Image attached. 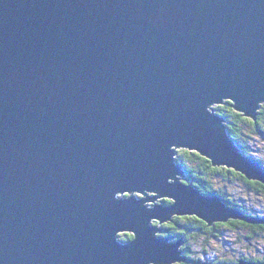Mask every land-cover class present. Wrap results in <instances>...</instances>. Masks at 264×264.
Masks as SVG:
<instances>
[{
    "label": "water",
    "instance_id": "95a60500",
    "mask_svg": "<svg viewBox=\"0 0 264 264\" xmlns=\"http://www.w3.org/2000/svg\"><path fill=\"white\" fill-rule=\"evenodd\" d=\"M228 101L264 105V0H0V264H173L155 221L264 222L177 162L264 183Z\"/></svg>",
    "mask_w": 264,
    "mask_h": 264
},
{
    "label": "trees",
    "instance_id": "16d2710c",
    "mask_svg": "<svg viewBox=\"0 0 264 264\" xmlns=\"http://www.w3.org/2000/svg\"><path fill=\"white\" fill-rule=\"evenodd\" d=\"M216 112L221 114L226 119L227 124V131L228 133L234 138L238 146L241 148V151L248 156L254 157L250 154L249 150L247 149L246 145L249 146L250 139L252 135H259L260 137H264V105L261 107L257 120H253L250 117H246L243 113H240L235 110L232 106L231 102H227L221 105H216ZM249 139V140H248ZM177 162L181 163L186 171V178L184 179L188 183H192L195 185L199 190H202L203 193L206 194H218L220 197L224 198L225 201L232 202V206L242 203L238 201L235 196H231L228 190L224 187L217 185L218 179L223 181H227L228 187L235 183L236 188H240L243 184L247 187L249 192L254 194L261 195L264 197V183L258 180H250L240 172H236L230 168H226L223 166H216L214 167L212 161L205 156H202L197 151L189 150V149H179L177 152ZM258 161H260L264 166V160L254 157ZM239 183V186H238ZM242 194V196H241ZM244 193H239L238 195L240 198L243 199ZM168 201V200H164ZM245 201V200H244ZM170 202V201H169ZM235 205V206H236ZM243 208L241 210L245 214V218H257V219H264V210L259 208V214H253L251 209L247 208L245 203H242ZM238 206V205H237ZM245 220V219H244ZM249 222V221H248ZM257 223H260L257 225ZM254 227H250V229L254 233H262L264 232V223L257 222ZM248 224V223H246ZM245 224V225H246ZM177 227H176V226ZM162 230L164 232L163 235H171L173 240L176 238L183 237L185 239H195L198 240L199 238H205L204 241L207 243L217 237H221L220 233L222 229H230L232 231H237L241 229L248 228L247 225L244 226L241 223L240 219H232L227 223H216L213 227H210L206 222L203 220H199L196 216H175L171 223L163 224ZM177 229H176V228ZM245 227V228H242ZM246 239L254 240L252 235H242ZM120 238L123 240L133 238L131 234H124L120 235ZM209 240V241H208ZM251 241V242H252ZM191 242V241H189ZM202 249L207 252V245L204 246L200 241L198 242ZM187 254V255H186ZM186 256H192V248L186 247ZM193 257V256H192ZM186 264V263H181ZM189 264H198V262H190Z\"/></svg>",
    "mask_w": 264,
    "mask_h": 264
},
{
    "label": "rangeland",
    "instance_id": "374dc122",
    "mask_svg": "<svg viewBox=\"0 0 264 264\" xmlns=\"http://www.w3.org/2000/svg\"><path fill=\"white\" fill-rule=\"evenodd\" d=\"M251 137L252 138H249L250 139V142H249L250 148L248 147V145H246L247 149L249 150L250 154L253 155L254 157H257V158L264 160V137H260L259 135H255V134L252 135ZM214 167H216V166L214 165ZM223 167L228 168L227 166H224V165H223ZM230 169L236 171L233 168H230ZM236 172H238V171H236ZM241 174H243V173H241ZM185 178H186V174H185V176H183V180ZM218 180L219 181H215V182H217V185L226 188L231 196L236 195L235 197L238 199V201L245 203L247 205V208L251 209L253 211V214H255V215L259 214L258 210L262 211L259 208L264 210V197H262L261 195H258V194L256 195L252 192H249L247 187L244 184L240 188H236L237 186H235V183L228 187L229 182L223 181L221 179H218ZM238 186H239V183H238ZM242 189L244 190V193H245V194H243V199L240 198L239 195L236 193V192H241ZM200 191L203 193L202 190H200ZM137 196L143 197L144 195L142 193H137ZM241 196H242V194H241ZM165 199L168 200L167 198L157 199L156 203H163V202L169 203V201H164ZM153 204H154L153 202H149V204H147V205L152 206ZM231 208H233V207H231ZM236 210H239V209L236 208ZM239 211L241 212V210H239ZM241 213L243 215H245L243 212H241ZM261 213H263V211ZM184 216H186V215H184ZM230 220H232V219H230ZM230 220H228V221H230ZM172 221H173V219H170L169 221H167L163 224L171 223ZM228 221H226V222H228ZM220 222H222V221H220ZM154 223H155V225H159V226L163 225L157 221H155ZM222 231L223 232H222L221 236L223 238V241L222 240L220 241L218 239H213L211 241L208 240L209 242L207 243V240H206V242L204 241L205 238H202V239L199 238L198 240H195L193 238L190 239L191 240L190 246L192 248V256L193 257L192 256L187 257L185 254H182V255L186 256V260H194V262H198V264H211L210 261L212 262L213 258H216L222 251L225 252V250H227V251L235 250L238 255L240 253H245L248 255L253 253L257 256H264V234L262 236L261 232L254 233L250 229V227H248L246 229L237 230V231H235V230L232 231L230 229H222ZM163 232H164V230H161L160 232H158V235L169 238L171 242L182 241V245L180 247V250L183 252V245H184L183 239L184 238L180 237V238H176L175 240H173V238H171V235H163L162 234ZM127 233L130 235L132 234L131 232H127ZM121 234L124 235L126 233L121 232ZM240 235H252L254 240L252 241L248 238L246 239L244 236H242V238L239 239ZM199 241L202 244H204V246L207 245L206 246L208 249L207 252H202V247L198 243ZM234 254H236V253L234 252ZM237 254L235 257H238ZM186 260L181 261V262H185ZM177 263H179V261L176 263H173V264H177ZM220 263H215V264H220Z\"/></svg>",
    "mask_w": 264,
    "mask_h": 264
},
{
    "label": "flooded vegetation",
    "instance_id": "af4514ba",
    "mask_svg": "<svg viewBox=\"0 0 264 264\" xmlns=\"http://www.w3.org/2000/svg\"><path fill=\"white\" fill-rule=\"evenodd\" d=\"M243 188V187H242ZM237 194H238V192H236ZM240 193V192H239ZM241 193H244V190L242 189L241 190ZM206 194V193H205ZM245 194V193H244ZM207 195H215V194H207ZM216 195H218V194H216ZM219 196V195H218ZM222 198V197H221ZM224 201H225V199L224 198H222ZM226 203H227V205L228 206H230V207H233V208H237V209H239V210H241V208H243V205H242V203H239L238 202V206L236 205V203H235V205H231L232 204V202H229V204H228V201H226ZM241 212H243L242 210H241ZM197 217V216H196ZM198 218V217H197ZM174 219V218H173ZM199 220H202V219H200V218H198ZM235 220V219H234ZM241 220V223L244 225V226H246L247 225V227H254L255 225H256V223H253V222H248V221H246V220H244V219H240ZM204 221V220H203ZM204 222H206L210 227H213L214 226V224H216L217 222H214L212 225H210L207 221H204ZM220 221H218V223H219ZM229 222V221H228ZM220 223H227V222H220ZM246 223H248V224H246ZM264 223V222H263ZM246 224V225H245ZM258 224H260V223H257V225ZM162 228V227H161ZM242 228H245V227H242ZM222 232L223 231H221V233H220V236H221V234H222ZM172 238V237H171ZM242 238V235H240V238L239 239H241ZM130 239V238H129ZM216 239H218V240H222L223 241V238H222V236L221 237H217ZM183 241H184V245H183V254H186V247H189L190 246V242H188V241H191V240H189L188 238L187 239H183ZM191 247V246H190ZM202 252H205L203 249H202ZM234 252L237 254V252L235 251V250H232V251H227V250H225V252H221L216 258H213V261L211 262L210 261V263L211 264H215V263H220V264H240L241 262H246V263H249V264H264V256H257V255H255V254H253V253H251V254H245V253H240L239 255H238V257H235L236 256V254H234ZM187 255V254H186ZM192 258V257H191ZM194 260H186L185 262H181V263H186V264H189L190 262H193ZM238 261V262H237ZM180 262L179 263H177V264H181Z\"/></svg>",
    "mask_w": 264,
    "mask_h": 264
}]
</instances>
